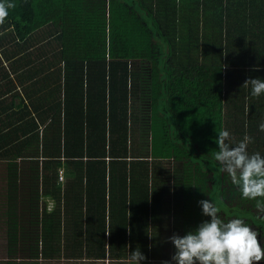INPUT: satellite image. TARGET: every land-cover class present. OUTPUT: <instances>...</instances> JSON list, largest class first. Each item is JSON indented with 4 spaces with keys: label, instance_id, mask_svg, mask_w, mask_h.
I'll return each instance as SVG.
<instances>
[{
    "label": "trees",
    "instance_id": "trees-1",
    "mask_svg": "<svg viewBox=\"0 0 264 264\" xmlns=\"http://www.w3.org/2000/svg\"><path fill=\"white\" fill-rule=\"evenodd\" d=\"M12 2L0 160L14 258L131 264L139 249L163 264L203 199L264 231L214 159L222 130L264 155V95L244 85L264 78V0Z\"/></svg>",
    "mask_w": 264,
    "mask_h": 264
},
{
    "label": "clouds",
    "instance_id": "clouds-1",
    "mask_svg": "<svg viewBox=\"0 0 264 264\" xmlns=\"http://www.w3.org/2000/svg\"><path fill=\"white\" fill-rule=\"evenodd\" d=\"M14 7L12 0H0V23ZM244 85L250 87L253 97L264 95V78L248 79ZM215 142L218 151L214 159L220 170L229 175L242 198L255 201L258 212L264 214V155L249 153L251 137L231 143L227 130L220 131ZM198 206L206 219L183 236L168 238L175 252L163 264H255L264 260V231L238 217L226 219L210 199L200 200ZM129 259L131 264H141L147 257L136 249L129 253Z\"/></svg>",
    "mask_w": 264,
    "mask_h": 264
},
{
    "label": "rangeland",
    "instance_id": "rangeland-1",
    "mask_svg": "<svg viewBox=\"0 0 264 264\" xmlns=\"http://www.w3.org/2000/svg\"><path fill=\"white\" fill-rule=\"evenodd\" d=\"M38 43H40L38 41ZM42 46V45H41ZM145 154H147V152H144ZM7 162V161H6ZM3 162L2 160H0V264H9V262L11 261L10 264H29L27 261H23L17 253V256L14 258L13 254L11 251H9L8 249V245H7V235L5 232V228L7 225V219H6V210L4 209V205H5V198H6V184H7V176H8V170H9V166L8 163L9 162ZM215 200H217L219 202L218 205H223V202L220 201L218 198H215ZM226 205L228 206V202H226ZM254 228H256L255 226H253ZM257 229V228H256ZM262 246H264V241L261 242ZM62 250V249H61ZM51 256H47L48 258H46L45 256H42L39 259L35 260V263L33 264H115L113 262H88V261H78V262H74L71 260H65L64 258L62 259L61 256H55L54 254H49ZM55 258H59V259H55ZM14 260V261H13ZM26 262V263H25ZM258 262H255V264H257Z\"/></svg>",
    "mask_w": 264,
    "mask_h": 264
}]
</instances>
